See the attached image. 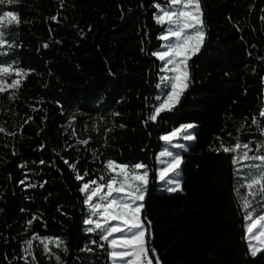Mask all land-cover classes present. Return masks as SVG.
<instances>
[{
    "label": "trees",
    "instance_id": "16d2710c",
    "mask_svg": "<svg viewBox=\"0 0 264 264\" xmlns=\"http://www.w3.org/2000/svg\"><path fill=\"white\" fill-rule=\"evenodd\" d=\"M201 6L206 36L188 61L189 86L172 112L147 124L160 67L150 52L160 48L164 31L153 18V0H19L14 6L21 23L5 38L17 47L0 60L34 71L18 88L0 93V125L16 133H0V264H24L23 242L34 234L66 240L68 254L50 245L65 264L82 258L106 264V253L90 244L98 237L83 232L87 208L79 185L99 176L107 158L153 167L163 144L158 137L181 123L198 126L196 140L182 154L181 193H158L149 185L142 212L151 221L149 245L161 264H264V255H246L231 154L214 151L221 140L260 138L251 119L264 106V60L257 59L264 56V0H201ZM88 137L87 147L76 144ZM61 156L79 159L80 173L90 175L76 181ZM86 242L94 255L79 251ZM33 250L38 264H56L39 239Z\"/></svg>",
    "mask_w": 264,
    "mask_h": 264
},
{
    "label": "snow or ice",
    "instance_id": "6c2138e0",
    "mask_svg": "<svg viewBox=\"0 0 264 264\" xmlns=\"http://www.w3.org/2000/svg\"><path fill=\"white\" fill-rule=\"evenodd\" d=\"M18 4L19 0H0V56H8L17 47L5 37L11 32V26H19L21 23L20 12L14 7ZM153 6L156 9L153 13L156 24L166 25L158 39L166 43L158 50L150 52V55L161 64L157 73L156 88L159 91L155 96L156 103L151 105L145 124L149 121L157 122L161 113L172 112L179 102L180 96L190 82L188 61L200 51L206 36L201 0H166L164 4L153 0ZM50 19L56 21L57 17L52 16ZM260 19L264 21V15ZM6 26H8L7 31ZM48 46V43L43 44L44 48ZM257 59L264 60V56ZM31 71L34 70L19 67L16 60H0V93L7 89L18 88L22 79ZM7 76L13 77L10 82H6ZM261 80L264 82V77H261ZM15 95L16 93L13 92L9 98L12 99ZM145 100L147 101L148 98L145 97ZM111 115L117 117L121 113L113 111ZM31 119L32 117H28V120ZM97 119L104 118L97 117ZM74 121L75 114L69 120L73 136L76 135ZM251 123L258 130L260 138L243 142L236 137L234 144H225L221 140L219 147L214 151L231 154L233 188L244 220L243 239L247 241L248 250L246 255L255 258L258 254L264 255V106L261 107L258 117H252ZM119 127L126 126L121 123ZM196 127L194 123H181L179 127H174L168 133L160 135L158 139L166 146L154 156L153 167L143 161L128 163L107 158L102 161L101 174L84 181V177L90 174L88 171L83 175L80 173L77 168L79 159L70 162L68 158L61 156L63 163L74 174L75 180L84 181L78 187V191L84 197L82 204L87 208V215L82 220L83 232L98 237V240L91 239L90 244L95 245L102 253H106V264H161L156 249L149 245L146 236L151 221L141 215L145 207V197L149 193L150 183H155L157 191L160 192L175 193L182 190L180 166L184 162V156L181 153L188 152L189 147L181 141L196 140V133L191 131ZM112 130L106 128L105 132ZM0 133L16 135L15 132H8L2 125H0ZM90 139L91 137L78 138L76 144L87 147ZM105 146H107L106 139ZM40 147L43 149L44 145L41 144ZM76 150L80 149L76 148ZM91 153L94 160L99 159L95 148ZM40 163L44 164L45 161L41 159ZM20 166L26 167L24 164ZM19 183L24 184L25 181L21 180ZM36 186L34 183L27 185L29 188ZM40 187H43V184H40ZM241 189H245V192L242 193ZM35 219H37L35 216L29 219L28 225L30 226ZM36 239H39L40 244L43 245V252L46 255L50 258L55 257L56 264H65L59 252H53L50 245L68 254L67 241L62 237L47 235L41 237L37 234L23 242L25 247L21 259L24 260V264H38L33 250V241ZM79 251L95 254V249L90 247L88 242ZM29 257L32 258L31 261ZM86 262L87 258H82L80 264ZM88 264L95 262L91 261Z\"/></svg>",
    "mask_w": 264,
    "mask_h": 264
},
{
    "label": "rangeland",
    "instance_id": "374dc122",
    "mask_svg": "<svg viewBox=\"0 0 264 264\" xmlns=\"http://www.w3.org/2000/svg\"><path fill=\"white\" fill-rule=\"evenodd\" d=\"M166 1V0H165ZM161 26H163L164 27V29L166 28V25H161ZM164 43H166L165 41H162V44H164ZM160 62V61H159ZM160 64H161V62H160ZM159 91V90H158ZM157 94H158V92H157ZM181 97V96H180ZM156 103V102H155ZM197 129H198V126L196 127V128H194V129H192L191 131H193L194 133H196V131H197ZM181 142H183V143H185L189 148L195 143V140L194 141H181ZM166 145H164V142H163V144H162V148L163 147H165ZM162 148H161V150H162ZM173 151H176L175 149H173ZM184 152H182L181 154H183ZM182 164H181V166H180V171H181V176H180V179L182 180L183 179V174H182ZM156 191H157V185H156ZM242 193L243 192H245V189H241L240 190ZM158 193H167V192H160V191H157ZM179 193H181V190H179V191H177V192H175V193H167V194H179ZM142 212H143V209H142ZM141 215H142V213H141ZM146 236H148V234H146Z\"/></svg>",
    "mask_w": 264,
    "mask_h": 264
}]
</instances>
